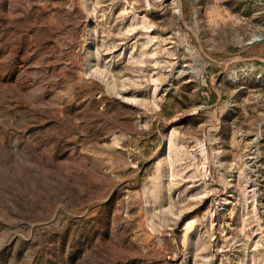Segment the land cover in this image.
Instances as JSON below:
<instances>
[{
	"label": "rangeland",
	"instance_id": "374dc122",
	"mask_svg": "<svg viewBox=\"0 0 264 264\" xmlns=\"http://www.w3.org/2000/svg\"><path fill=\"white\" fill-rule=\"evenodd\" d=\"M0 264H264V0H0Z\"/></svg>",
	"mask_w": 264,
	"mask_h": 264
}]
</instances>
